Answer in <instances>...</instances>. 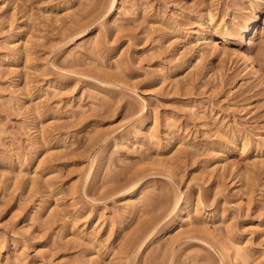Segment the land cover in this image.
Wrapping results in <instances>:
<instances>
[{
	"label": "rangeland",
	"instance_id": "374dc122",
	"mask_svg": "<svg viewBox=\"0 0 264 264\" xmlns=\"http://www.w3.org/2000/svg\"><path fill=\"white\" fill-rule=\"evenodd\" d=\"M0 264H264V0H0Z\"/></svg>",
	"mask_w": 264,
	"mask_h": 264
},
{
	"label": "bare ground",
	"instance_id": "6f19581e",
	"mask_svg": "<svg viewBox=\"0 0 264 264\" xmlns=\"http://www.w3.org/2000/svg\"><path fill=\"white\" fill-rule=\"evenodd\" d=\"M117 0H113V5L116 3ZM250 53V52H249ZM251 60V63L254 67V69L257 71L258 70V65H256L255 61L252 59V57H249Z\"/></svg>",
	"mask_w": 264,
	"mask_h": 264
}]
</instances>
